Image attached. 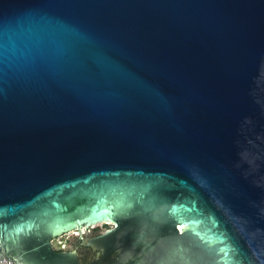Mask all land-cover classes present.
<instances>
[{
  "label": "water",
  "instance_id": "1",
  "mask_svg": "<svg viewBox=\"0 0 264 264\" xmlns=\"http://www.w3.org/2000/svg\"><path fill=\"white\" fill-rule=\"evenodd\" d=\"M0 259L264 264V0H0Z\"/></svg>",
  "mask_w": 264,
  "mask_h": 264
},
{
  "label": "flooded vegetation",
  "instance_id": "2",
  "mask_svg": "<svg viewBox=\"0 0 264 264\" xmlns=\"http://www.w3.org/2000/svg\"><path fill=\"white\" fill-rule=\"evenodd\" d=\"M102 227H100L99 230L95 231V234L91 237L87 238H95L100 236L102 232H104L106 229H111L115 227L113 223H101ZM78 234L72 233L71 238H65L63 242L59 245L53 246L52 243L55 238H52L50 241V250L54 252H68L71 250H74L76 252V260L79 261L80 263H89L91 260H98L101 257V252L99 249H92L89 246L86 245H81L80 239L77 238ZM80 237V236H79ZM85 237L81 236L80 238ZM61 245V246H60ZM95 252H98V255L95 256ZM109 256L111 258L116 257V252L112 251L109 253Z\"/></svg>",
  "mask_w": 264,
  "mask_h": 264
},
{
  "label": "rangeland",
  "instance_id": "3",
  "mask_svg": "<svg viewBox=\"0 0 264 264\" xmlns=\"http://www.w3.org/2000/svg\"><path fill=\"white\" fill-rule=\"evenodd\" d=\"M100 227H102V225L99 224V223L98 224H95V225H91V227H89L87 230H84L81 227V231H82L81 236L91 237V236H93L95 234V231L96 230H99L100 229ZM71 236H72V233L71 232H67V233L61 234V235L55 237L52 245L53 246L59 245V244H61L63 242V240L65 238H71Z\"/></svg>",
  "mask_w": 264,
  "mask_h": 264
},
{
  "label": "built area",
  "instance_id": "4",
  "mask_svg": "<svg viewBox=\"0 0 264 264\" xmlns=\"http://www.w3.org/2000/svg\"><path fill=\"white\" fill-rule=\"evenodd\" d=\"M0 264H9V262H7V261L4 260V259H0Z\"/></svg>",
  "mask_w": 264,
  "mask_h": 264
}]
</instances>
